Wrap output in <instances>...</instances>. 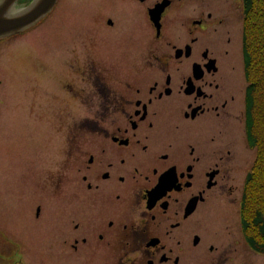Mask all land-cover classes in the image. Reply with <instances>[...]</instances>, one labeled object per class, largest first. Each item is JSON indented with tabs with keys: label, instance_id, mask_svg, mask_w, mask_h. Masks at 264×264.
I'll list each match as a JSON object with an SVG mask.
<instances>
[{
	"label": "flooded vegetation",
	"instance_id": "flooded-vegetation-1",
	"mask_svg": "<svg viewBox=\"0 0 264 264\" xmlns=\"http://www.w3.org/2000/svg\"><path fill=\"white\" fill-rule=\"evenodd\" d=\"M52 14L54 43L32 40ZM243 18L242 0H56L35 26L0 39L49 72L60 152L49 180L25 168L8 183L13 228L3 234L12 253L0 264H255L264 256L241 217L256 160L245 132ZM232 124L242 129L230 137ZM26 126L22 119L4 132L15 147L4 148L0 169L29 161Z\"/></svg>",
	"mask_w": 264,
	"mask_h": 264
},
{
	"label": "rangeland",
	"instance_id": "rangeland-1",
	"mask_svg": "<svg viewBox=\"0 0 264 264\" xmlns=\"http://www.w3.org/2000/svg\"><path fill=\"white\" fill-rule=\"evenodd\" d=\"M216 1L226 7L227 3L234 5L236 0ZM54 19L55 14H52L48 19L51 22H44L29 37L40 42L48 40L50 43H54L56 36L55 24L52 22ZM236 24V21H234L231 24L232 28ZM236 29L241 37V22H238ZM20 40L23 42V38ZM18 45L8 50L0 48V121L2 122V125L0 123V158L5 155L3 154L4 148L15 147L13 144L3 143V134L14 132L15 130L12 129L11 123L23 119L27 123L24 130L26 133L25 137H27L25 155L29 154V161L20 170H17V163L12 165V163H9L10 160L2 161V163L6 164V167L0 169V228L3 229H0L1 257L12 253L4 251L8 247L4 234L11 232L13 228L7 210L8 183L17 179L16 175L23 173L25 168L31 170V175H37L40 171L46 181L59 168L60 152L57 144V135L55 134L58 124L54 119L50 120V122L48 120L50 116L48 109L55 104L52 102L50 95H48L50 87L45 81L49 72L42 74L43 72H39L38 62L34 63L29 59L19 57V53L22 50H16ZM42 64L44 67H50L48 61H42ZM40 107L43 111L39 110ZM22 111L25 113L23 117L20 115ZM65 121L66 119L63 121L64 124H66ZM241 129V126L232 124L227 131L232 133L230 137H233V134L240 132ZM23 149L24 147L20 148V150ZM30 254L31 260L33 253ZM14 258H17V256L14 255ZM263 261L264 256H254L255 264H264Z\"/></svg>",
	"mask_w": 264,
	"mask_h": 264
},
{
	"label": "trees",
	"instance_id": "trees-1",
	"mask_svg": "<svg viewBox=\"0 0 264 264\" xmlns=\"http://www.w3.org/2000/svg\"><path fill=\"white\" fill-rule=\"evenodd\" d=\"M242 48L244 75L249 97L246 101L245 132L255 147L252 180L244 187L241 217L249 241H264V0H244ZM252 235V236H251Z\"/></svg>",
	"mask_w": 264,
	"mask_h": 264
},
{
	"label": "water",
	"instance_id": "water-1",
	"mask_svg": "<svg viewBox=\"0 0 264 264\" xmlns=\"http://www.w3.org/2000/svg\"><path fill=\"white\" fill-rule=\"evenodd\" d=\"M56 0H33L15 8L16 0H0V39L23 32L36 24L52 9Z\"/></svg>",
	"mask_w": 264,
	"mask_h": 264
},
{
	"label": "bare ground",
	"instance_id": "bare-ground-1",
	"mask_svg": "<svg viewBox=\"0 0 264 264\" xmlns=\"http://www.w3.org/2000/svg\"><path fill=\"white\" fill-rule=\"evenodd\" d=\"M16 1H18V0H16Z\"/></svg>",
	"mask_w": 264,
	"mask_h": 264
}]
</instances>
